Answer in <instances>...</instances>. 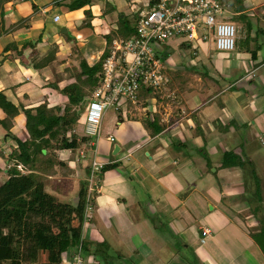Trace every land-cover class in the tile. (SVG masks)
<instances>
[{"label": "crops", "instance_id": "1", "mask_svg": "<svg viewBox=\"0 0 264 264\" xmlns=\"http://www.w3.org/2000/svg\"><path fill=\"white\" fill-rule=\"evenodd\" d=\"M78 1L12 0L7 5L4 15L5 18L12 19V24L4 19V25H0V44H6L0 51V70L5 63V48L9 44H15V49L18 50L9 57L15 67L12 75L16 80L14 84H10L9 79L0 78V91L8 83L12 89L9 95L21 88H26V92L33 91L35 87L38 91L34 93L48 92L47 88L37 82L45 77V73L48 74L49 66L37 70L26 63L29 64V56L33 52L46 46L47 42L57 40L58 34L65 33V30L70 35L69 40L75 34L79 49L84 51V58L89 64L84 61L89 66L99 60L108 47L107 37L117 34L120 16L127 17L128 13L123 14L115 8L121 0H91V4L80 9L76 8ZM130 1L145 5H152L154 2ZM219 1L234 16L238 28L236 48L233 51L235 53H232L233 58H227V64L211 63L206 47L201 48V44L196 47L183 39L172 40L170 45H166L168 51H164L168 65H185L186 68L177 67L185 71L187 78L183 84L180 80L172 79L169 90L173 98L169 99L165 93H151L139 102L142 104L140 107L130 109L129 116L122 111V117H129L131 121L119 122L118 118L112 116V127H107L104 133L103 124L97 149H88L86 159L77 158L78 150L84 145L75 151L63 150L66 155L57 157L62 177L51 175L49 187L54 185L52 180L74 177L81 179V182L85 181L89 186L91 164L94 161L104 166H113L102 173L98 188L94 189L92 219L83 231L85 241L87 237L90 238L96 248L104 245L105 250L100 251L103 254L100 256L102 264H190L185 252L175 245L174 236L181 238L183 249L199 251L198 254L206 264L224 263L229 258L227 248L221 242V232L218 233L219 224L216 222V230L213 226L198 224L207 204L213 205L212 208L216 210L217 202L222 201L223 191L218 195L221 186L219 182L216 183L214 175L219 170L217 168L211 172L212 167L204 161L202 154L197 162H193L192 157H180V150L176 148L177 145L186 147L188 141L190 146L198 148L200 152L207 146L221 149L224 147L221 133L229 129V126H233L232 130L236 132L241 129L246 132V145H252L260 136L256 131H264V0ZM123 3L125 4V0ZM51 11L55 13L50 20L48 16ZM86 11L92 13L91 20L86 17ZM56 16L60 17L57 23L54 22ZM138 16L139 14L136 21ZM18 23L20 26L12 29ZM62 26L65 27L61 30ZM40 37H43L41 41ZM94 43L102 47L98 55L91 53ZM31 44L36 46L31 47ZM22 49L24 54L19 57L18 51ZM62 56L65 55L56 54L54 62L59 60L56 63L62 66L71 62H63ZM22 76L25 78L21 81ZM34 81L35 87L32 85ZM29 84L31 87H28ZM61 87L63 86L60 85ZM26 94L22 98H30ZM60 97L58 93L51 94L48 99H42L41 103H47L50 108L60 107ZM30 100L31 104L38 102L36 106L41 104L38 98ZM143 115L147 125L134 121ZM15 128L16 124L11 133L15 132ZM2 139L0 138L1 157L8 144L14 142L8 139L2 144ZM102 140L108 144L103 151L99 149ZM116 146L120 148L118 152H115ZM69 151L76 152V155L70 157ZM58 153L59 151L55 152L56 155ZM194 155L197 156V153ZM220 174L222 175L221 172ZM0 177L4 179H0L1 185L8 177L6 169H0ZM213 200L216 203L212 204ZM159 218H164V235L158 230V225L161 226L158 224ZM204 230L210 232L208 236H203ZM223 230L228 229L226 227ZM197 231L200 232V240ZM109 253H115L117 259Z\"/></svg>", "mask_w": 264, "mask_h": 264}, {"label": "rangeland", "instance_id": "2", "mask_svg": "<svg viewBox=\"0 0 264 264\" xmlns=\"http://www.w3.org/2000/svg\"><path fill=\"white\" fill-rule=\"evenodd\" d=\"M9 3H7L3 7V16H0L1 18L0 25H4L5 20L7 21V23L11 22L12 24V19L11 18L9 19V17L5 18L4 15L5 9ZM115 8L117 10L122 11L123 14L128 13L127 22L123 21V25H122V27L127 26V29H122L123 32H121V34L125 35L124 36L125 39L134 38L136 35V28H135L136 16L142 10H149L150 5H145L138 3L137 1L133 2L130 0L129 1L125 0V4H124L123 0H121V2L117 4ZM54 13L55 11H51V13L49 14L48 18L50 20L52 19ZM227 17H228L227 20L229 22L236 24L233 15L228 13ZM120 18H122V15L120 16ZM64 27L65 26H62V28L60 29L62 30L64 29ZM70 32L73 33L72 31ZM67 35L68 33H62V34L59 33L58 36L60 39L59 38H57V40L53 39L51 42H47L46 46L42 47L40 50L35 51L38 55L36 56V61L41 60L43 55H45L48 51H51L52 49H54L55 51L57 50L55 54L65 55L62 56L64 57V59L62 60L63 62L67 63L71 61L68 64L64 63V66L58 65V63H56L59 62V60L51 63V65H49V69L47 70V73L49 75L45 73V77L39 79V81L37 80L38 81L37 83L40 86H44L45 88H47L48 92L34 93L35 91H38L34 86L35 85V81H34L32 83V85L34 84L33 86L35 87L33 91L26 92L27 91L26 88L23 89L21 88L20 90L19 89L16 90L13 93V95L11 94L9 95V93H12V89L9 88L11 86L10 84H14L16 78H14V75H12L15 72L14 70L15 67L12 62V59H10V57H7L6 55L3 56V61H5V63H4V67H2V70H0V78L1 79L5 78L6 80L9 79L10 84L8 85L7 83L8 86L6 85L5 86L6 88L3 89L2 92L7 94L8 98L12 100L15 104L18 105L21 102L27 108L39 106V105L36 106L38 102H33L31 104L30 98L34 100L38 98L39 103H41L43 102L42 99H48L49 96H51V94L53 95L58 93L61 96L58 102L61 103L60 107L63 109L64 107L62 106L68 103V99L66 98V96L59 93L58 90L50 86V84L56 82L58 83V87L60 88V85L66 87V85L75 83L77 80L75 76H77V74H79L81 71L80 69L81 62L84 60L88 62L87 59L84 58L83 55L84 51L83 50L81 51L79 49L80 46L77 44V40H76L77 37L75 36V34H72L75 37V38L73 37L72 40H69ZM172 40H179V38H175ZM172 40H169L167 44L170 45L172 43ZM0 45H1L0 51L4 47H6V44L3 45L0 44ZM166 45L161 47V51L163 53H165L164 52L165 50L168 51L166 49ZM203 46L206 47V53L209 58V61L215 64L216 63L227 64L228 63L227 58L228 57L233 58L232 55L235 53V52L227 53L222 51H216L214 42L211 41L206 43L202 42L201 48ZM91 48H92L91 53L94 54L97 53V55L102 49L101 45H98L96 43H94L93 46H91ZM165 62H166V64L164 63L165 74L171 79V81L172 79L175 78L174 80H180L182 84L186 83L187 78L185 71L180 67H177V66H182L186 68V66L180 64L178 65L175 64V66L174 65L169 66L167 60ZM40 63H43V61H41ZM90 65H92V62H90ZM31 68L34 67L31 66ZM41 68H38V70H41ZM48 76L50 77V79H48ZM23 78L25 77L22 76L21 81L23 80ZM28 87H31V84H29ZM26 93L30 95L29 96L30 98H25V97L22 98L23 96L27 95ZM90 102H91L90 99L86 101L85 112ZM141 105L142 104H138L137 106L131 104H125L120 108L121 111L118 112L109 109L103 121L105 128L104 133H106L107 127L108 128L112 127V125H110L112 116L118 118L120 120L119 122L126 123L127 121H131V120H129V117L123 118L122 117L123 113L129 116L128 112H131L130 109L140 107ZM135 111H137V109ZM57 113L60 114L61 112L57 111ZM16 120L14 122L17 126V128H15L14 130L16 133L13 132L11 135L18 136L19 138L25 140L27 138V134L25 132L26 130L24 126L26 120L24 113H21L19 115V118H17ZM84 120H85V114L81 116V119L74 128V130L80 132L82 130ZM137 120L144 123V125L145 124L147 125L146 123L147 120L144 115L139 117V119L136 118V120L134 121ZM232 127L229 126V129H226L224 133H221V138L223 139V143H224V147H221V149H218L217 147L207 146L205 147V149H203L200 152L198 148L194 149L192 146H190V144L186 140L183 141L178 140L180 142L186 141V147L183 145H177L176 148L180 150V157H186V156L192 157L193 162L194 161L197 162L198 157H200V154H202L201 156L202 158H204V161L208 163V166L212 167L211 172L217 168L219 170L217 172L218 174L216 173L214 175L216 176L215 177L216 183L219 182L221 186L219 187L218 195H220V192L223 191L222 201L217 202L218 207L216 210L212 208L213 205L207 204V206L203 208V215L200 217L198 222L199 225L207 224L213 226L215 230L217 223L219 224L220 231L218 233L221 232V242L227 248L226 253L229 257L224 263H219V264H264V131L262 130L256 131L257 134L258 132L260 133V136L256 138V141L252 145H246L247 140L244 138L246 132L242 129L241 131L236 132L232 130ZM2 130L3 128L0 127V138L1 139L3 138L2 144H4L3 142L5 140L4 139L5 134L4 131L1 132ZM69 135L72 136L71 133H69ZM106 145H108L107 142L102 140L101 143L99 144V149L103 151ZM13 146H16V141H14L13 144L9 143L8 147H6L3 155L5 159L0 156L2 158V159L0 158L1 171L6 169L7 167V163L4 160H6V157L10 155L11 148ZM192 150L193 152L197 153V156L194 155L195 153L193 154ZM68 153L70 154V157H74L76 155V152L69 151ZM65 155L66 153H63V151H59L58 155L52 154L50 159L47 160V165L54 167L53 169L54 176L62 177L60 173L61 170L58 166L59 161L57 157H64ZM228 162H230V164H227ZM218 164H220V166ZM233 165L237 167L233 168L234 167ZM20 166L21 167L18 168L20 169V171H23L22 169L24 167L22 165ZM201 172H203V170H201ZM211 172L209 173L212 174ZM220 172L222 173V175L220 174ZM1 177H3V175ZM1 177L0 179H3ZM52 181L54 182V185L51 187H49L48 185L47 187V190L52 195L58 198L59 201L61 202L71 204L73 206L77 205L78 193L80 188L86 185L85 181L81 182V179H79L78 177L68 178V179L57 178L56 180H52ZM195 184H197V182H195ZM213 203H216V201L213 200L212 204ZM242 205L245 206L242 207ZM257 207H259V210ZM221 209L222 211H220ZM220 212L222 213L220 214ZM158 220H159L158 224H161V226L158 225V230L159 232H162V235H164L163 233L166 232L165 231L166 227L164 228L165 225V222L163 221L164 218L163 219L159 218ZM226 227L228 230L224 231L223 229ZM197 235H198V240H200L201 235L199 231H197ZM173 240L175 242V245H177L180 248V250L185 252L187 256L186 259L189 261L190 264H206L205 260L198 254L199 251L193 250L191 248L183 249L182 247L184 246V244L182 243L181 238L177 236H174ZM84 242H86L85 251H84V258L86 263L99 264L101 262L100 256L103 255L100 254V251L105 250V248L103 247L104 245L101 247L97 246L98 248H96L95 245L91 243L93 241H90V238L88 237L86 241L84 240ZM198 243L199 245L201 244L200 241H198ZM109 255H111L114 259H117L115 253H109ZM111 256H109V260H111ZM212 264L214 263L212 262Z\"/></svg>", "mask_w": 264, "mask_h": 264}, {"label": "trees", "instance_id": "3", "mask_svg": "<svg viewBox=\"0 0 264 264\" xmlns=\"http://www.w3.org/2000/svg\"><path fill=\"white\" fill-rule=\"evenodd\" d=\"M11 1L0 0V16H3V7ZM89 4L91 0H79L76 8H84ZM85 14L91 20L92 13L86 11ZM123 21L127 22V17L120 18L118 32L112 34L113 37L125 36L121 34L122 29H127V26L122 27ZM17 26L20 23L13 25L12 29ZM113 37H107L108 47L93 66L81 62V71L75 76V83L62 89L56 82L50 84L68 99L63 109L50 108L47 103L27 108L21 102L15 104L0 91V127L6 132L5 141H16V146L11 148L10 155L6 157L8 177L0 185V264H61L64 254L74 252L79 245L82 244L85 250L83 231L88 183L80 188L77 205L59 201L47 190L49 177L54 173V167L47 165V160L56 151H75L87 143L86 138L79 140L78 136H69V133L85 114L86 101L101 84L103 64L110 55ZM15 48V44H9L4 50L5 55L9 57L18 50ZM23 51H18L19 57L23 56ZM56 51H48L39 61H36L37 53L33 52L29 56V64L23 62L38 70L56 60ZM155 92L142 88L140 101L151 93L155 95ZM21 113L26 117L25 140L11 135L15 119ZM58 163L61 165L60 161ZM20 165L24 167L23 171L18 168ZM110 168L113 166L106 165L102 172Z\"/></svg>", "mask_w": 264, "mask_h": 264}, {"label": "built area", "instance_id": "4", "mask_svg": "<svg viewBox=\"0 0 264 264\" xmlns=\"http://www.w3.org/2000/svg\"><path fill=\"white\" fill-rule=\"evenodd\" d=\"M149 10H142L136 21V35L132 39L116 38L110 55L103 64L101 84L90 98L80 132L73 130L78 139H87L77 152L78 160L88 157L97 149L102 134L104 117L109 109L116 112L125 104L137 106L142 88L170 94L171 79L165 74L167 55L161 47L169 40L179 38L199 46L214 42L218 51L231 53L236 48L238 28L227 20L228 11L219 0H153ZM60 17H54V22ZM70 136V135H69ZM114 141L113 138H111ZM21 167V166H18ZM104 165L91 164L84 228L92 219L94 189L101 181ZM208 230L203 236L209 235ZM61 264H87L83 245L72 253L64 254Z\"/></svg>", "mask_w": 264, "mask_h": 264}, {"label": "water", "instance_id": "5", "mask_svg": "<svg viewBox=\"0 0 264 264\" xmlns=\"http://www.w3.org/2000/svg\"><path fill=\"white\" fill-rule=\"evenodd\" d=\"M65 33L67 32L66 30L64 31ZM120 148L118 146L115 147V152H118ZM44 154H46V151L44 150Z\"/></svg>", "mask_w": 264, "mask_h": 264}]
</instances>
